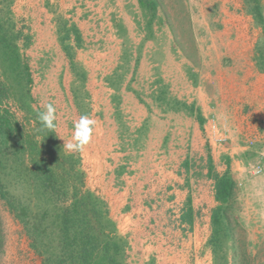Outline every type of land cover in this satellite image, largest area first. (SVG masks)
I'll use <instances>...</instances> for the list:
<instances>
[{"label": "rangeland", "instance_id": "1", "mask_svg": "<svg viewBox=\"0 0 264 264\" xmlns=\"http://www.w3.org/2000/svg\"><path fill=\"white\" fill-rule=\"evenodd\" d=\"M135 1L132 4L129 0H0L2 30L20 35L16 44L29 68L32 107L40 112L45 111L46 104L55 107L53 134L61 151L78 156L86 187L107 203L116 225L105 193L117 196L123 188L132 187L124 194V198L128 196L126 202H132L137 195L138 204L150 212L163 209L159 197L164 184L172 179L162 170L174 166L175 159L167 154L166 148H156L160 134L167 129L164 122L168 117L161 115L177 107L184 111L190 108H184L185 103L178 101L174 90L171 91L170 72L171 68L183 67V71L195 68V60L199 58L196 37L211 20L205 12L213 0H156L151 31L146 26L152 14ZM124 15L123 20L120 17ZM57 18L81 21L83 44L73 51L75 71L70 69L58 43ZM172 40H179L181 53L189 51V59L179 62L178 45L175 43L173 47ZM260 48L264 56L262 42ZM161 90L166 92L163 102L157 101ZM8 106L12 113L21 116L13 102ZM82 115L95 121L92 140L83 151L69 152L64 145L72 141L73 125ZM226 121L221 123V133L228 143L234 140L236 127ZM148 135L153 142L156 140L152 145L156 149L147 151L144 146L142 149ZM247 146L249 155L237 151L239 170L226 211L231 238L225 243L224 252L229 264H264V143H260V150L255 145ZM201 162L199 158L193 162L196 171L186 176L189 191L194 194L206 189L201 182L209 179L203 174L206 166ZM114 189L118 191L115 193ZM210 192L214 194L213 188ZM0 239V264H41L29 249L21 225L1 201ZM205 248L210 255L205 264H212L211 251L206 245ZM169 249L161 258L175 255L177 249ZM188 259L191 264L189 253ZM158 262L163 264V259L153 256L144 264Z\"/></svg>", "mask_w": 264, "mask_h": 264}, {"label": "crops", "instance_id": "2", "mask_svg": "<svg viewBox=\"0 0 264 264\" xmlns=\"http://www.w3.org/2000/svg\"><path fill=\"white\" fill-rule=\"evenodd\" d=\"M129 2L135 4L136 1ZM260 2L264 17V0ZM205 14H209L211 20L202 26L203 30L196 37L199 58L195 60V68H185L186 71L183 67L171 68L170 72L171 91L174 90L178 101L192 109L184 111L176 106L172 112L161 115L168 117L164 122L167 129L160 134L156 148H166L167 154L176 161L169 170V166L162 170L172 179L164 184L159 197L163 209L150 212L149 208L138 204L137 195L132 202H126L128 196L124 197L132 187L123 188L117 196L112 192L104 194L119 233L127 237L128 264H144L153 256L163 259V264H188V253L192 257L191 264H205L207 259L209 262L205 244L210 233V216L216 207L210 192L214 186L212 176L221 177L228 172L235 181L239 170L237 151L240 155L246 153L250 149L247 145H255L260 150V143H264L259 141L264 139V72L256 64L255 56L263 40L262 30L246 12L243 0H213ZM124 17L120 18L124 20ZM78 19L73 18L72 23L81 33ZM175 43L181 55L179 62L189 59V51L181 53V43L175 40L173 47ZM197 114L202 125L196 119ZM224 120L236 127L234 140L228 143L221 133ZM144 141L141 145L144 150L156 149L152 146L156 140L153 142L149 135ZM198 158L206 166L204 176H208V171L211 176L201 182L206 189L203 186L201 193L194 194L189 191L186 176L196 171L193 162ZM187 197L191 198L189 217ZM171 247L177 249L175 255L161 258Z\"/></svg>", "mask_w": 264, "mask_h": 264}, {"label": "trees", "instance_id": "3", "mask_svg": "<svg viewBox=\"0 0 264 264\" xmlns=\"http://www.w3.org/2000/svg\"><path fill=\"white\" fill-rule=\"evenodd\" d=\"M243 2L246 12L261 28L264 44L260 0ZM138 3L152 14L146 26L151 31L156 0ZM2 28L0 25V201L21 225L29 249L41 264H127V237L119 233L107 203L86 187L78 156L64 154L53 130L43 129L38 119L40 111L32 107L29 68L16 44L20 35L7 34ZM56 36L70 69L75 71L73 51L83 44L78 28L69 20L57 18ZM260 47L256 48V64L264 72ZM161 91L157 101L163 102L166 92ZM10 102L20 117L10 110ZM196 119L203 124L198 114ZM212 177L216 207L210 216L211 230L205 245L211 251L212 264H229L224 252L231 238L226 211L235 183L228 172ZM190 203L187 197L188 217Z\"/></svg>", "mask_w": 264, "mask_h": 264}, {"label": "clouds", "instance_id": "4", "mask_svg": "<svg viewBox=\"0 0 264 264\" xmlns=\"http://www.w3.org/2000/svg\"><path fill=\"white\" fill-rule=\"evenodd\" d=\"M38 119L43 129L54 130L56 127V109L49 103L45 105V111L38 113ZM95 128V121L90 119L87 115H82L78 121L73 125L72 141L64 145L69 152L83 151L93 136Z\"/></svg>", "mask_w": 264, "mask_h": 264}, {"label": "bare ground", "instance_id": "5", "mask_svg": "<svg viewBox=\"0 0 264 264\" xmlns=\"http://www.w3.org/2000/svg\"><path fill=\"white\" fill-rule=\"evenodd\" d=\"M171 5H173V4H171ZM175 6H176V5H175ZM171 7H172V6H171ZM179 17H180V16H179ZM176 22H177V20H176ZM182 26H183V25H182ZM188 44H189V43H188ZM183 47H184V46H183ZM187 49H188V48H187ZM187 49H186V50H187ZM186 50H185V51H186ZM182 51H183V50H182ZM185 53H186V52H185ZM107 59H108V58H107ZM173 59H174V58H173ZM102 64H103V62H102ZM102 64H101V65H102ZM105 64H106V63H105ZM172 64H173V63H172ZM103 67H104V66H103Z\"/></svg>", "mask_w": 264, "mask_h": 264}]
</instances>
